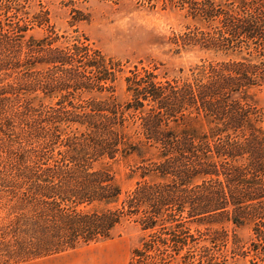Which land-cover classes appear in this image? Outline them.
<instances>
[{
	"label": "trees",
	"instance_id": "obj_1",
	"mask_svg": "<svg viewBox=\"0 0 264 264\" xmlns=\"http://www.w3.org/2000/svg\"><path fill=\"white\" fill-rule=\"evenodd\" d=\"M169 3L208 25L176 39L180 49L215 59L181 80L143 69L125 79L121 103L107 77L96 87L65 53L37 59L26 37L36 21L21 14L27 0H0V264L104 243L131 227L139 244L127 264L228 260L227 227L244 225L237 189L247 182L233 160L248 149L264 158V117L251 94L264 87V0ZM56 62L60 78L40 80L37 65ZM103 90L112 91L83 99ZM129 157L139 162L123 192L111 168Z\"/></svg>",
	"mask_w": 264,
	"mask_h": 264
},
{
	"label": "rangeland",
	"instance_id": "obj_2",
	"mask_svg": "<svg viewBox=\"0 0 264 264\" xmlns=\"http://www.w3.org/2000/svg\"><path fill=\"white\" fill-rule=\"evenodd\" d=\"M184 1L188 2V0H27V11H22L21 14L25 13L24 17L27 20L36 21L31 22L32 29L27 32L26 37H31V40L37 42V59L45 57L46 51L51 49L55 55L65 53L67 58L72 59L74 65L81 67L85 78L94 80L96 87L103 85L97 80L107 77L108 82L104 84L106 87H112L113 91L88 92L83 99L105 96L112 91L113 97L124 103L128 99L125 79L133 77L136 73L142 74L143 69L153 72L161 82L164 81L162 80L164 74L169 78L181 80L190 74V69L196 64L215 59L209 52L201 51L199 48L182 50L181 43L177 44L176 39L184 38V34L188 32L199 34L208 26L202 20L191 18L186 8L171 7L169 3L180 5ZM210 1L217 5L233 2V0ZM211 24L216 25V22ZM48 42L51 45L45 47ZM96 49L108 56L110 63H104ZM220 61L234 62V58L229 60L223 58ZM90 63L94 65L93 69L85 67ZM103 63L108 72L102 68ZM58 67L57 62L37 65V75L42 81L51 75L59 79ZM68 93L61 92L56 98L60 94ZM251 94L264 117V87L254 89ZM261 149L264 157V147ZM251 152L252 150L248 149L242 160H233V168L236 165L240 166L247 181L237 189L245 195L243 200L245 220L242 226L230 224L227 227L229 252L225 264H264V158L253 160ZM138 162L136 157H129L120 159L112 165L111 171L123 192L134 186L135 181L129 180L128 175L131 174L132 166ZM251 178L259 183L257 185L259 188L249 185L248 181ZM232 180L234 190L236 184L234 178ZM194 229L193 227L190 230L191 234L195 233ZM137 231L132 227L126 228L113 240L25 264H127L131 250L139 244Z\"/></svg>",
	"mask_w": 264,
	"mask_h": 264
}]
</instances>
